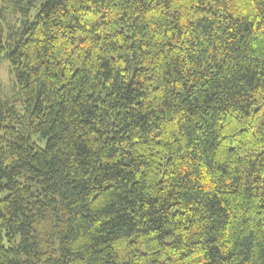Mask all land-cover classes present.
I'll use <instances>...</instances> for the list:
<instances>
[{"label":"trees","instance_id":"trees-1","mask_svg":"<svg viewBox=\"0 0 264 264\" xmlns=\"http://www.w3.org/2000/svg\"><path fill=\"white\" fill-rule=\"evenodd\" d=\"M0 15V264H264V0Z\"/></svg>","mask_w":264,"mask_h":264},{"label":"rangeland","instance_id":"rangeland-1","mask_svg":"<svg viewBox=\"0 0 264 264\" xmlns=\"http://www.w3.org/2000/svg\"><path fill=\"white\" fill-rule=\"evenodd\" d=\"M4 17L5 18L3 20L0 15L1 20L4 21V26H7L6 13H4ZM8 19L11 20V16H9ZM0 100L7 104L9 103L10 105L17 106L18 109H20L24 103V100L21 98L19 88H17L16 79L10 71L9 62L4 59H0ZM33 140L38 143L41 148L46 146L45 139L40 141L39 137H33Z\"/></svg>","mask_w":264,"mask_h":264}]
</instances>
